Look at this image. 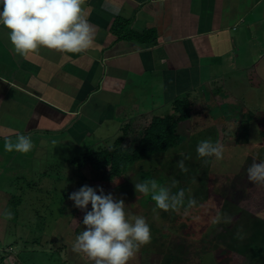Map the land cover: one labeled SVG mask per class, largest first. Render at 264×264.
Returning a JSON list of instances; mask_svg holds the SVG:
<instances>
[{
    "label": "crops",
    "instance_id": "obj_1",
    "mask_svg": "<svg viewBox=\"0 0 264 264\" xmlns=\"http://www.w3.org/2000/svg\"><path fill=\"white\" fill-rule=\"evenodd\" d=\"M85 7L95 37L80 53L40 48L21 57L0 25V140L39 133L98 142L170 113L181 97L190 101L187 128L214 125L193 120L227 93L215 83L237 81L241 68L264 81V0H86Z\"/></svg>",
    "mask_w": 264,
    "mask_h": 264
},
{
    "label": "rangeland",
    "instance_id": "obj_2",
    "mask_svg": "<svg viewBox=\"0 0 264 264\" xmlns=\"http://www.w3.org/2000/svg\"><path fill=\"white\" fill-rule=\"evenodd\" d=\"M237 72L233 76L237 81L229 79L225 84L223 79L213 85L227 88L232 95L226 89L227 93H220L221 98L213 97L209 107L193 120L204 118L219 124L218 127L193 123L187 128L183 122L180 129L183 141L178 146L151 154L110 182H98L94 168L85 159L92 157L96 149L113 145L121 132L112 137L109 134L106 140L98 142L79 141L81 146L73 141H60L64 138L43 139L38 133L30 137L33 148L27 153L7 152L4 140H0V176H3L0 179V257L5 256L1 264H94L85 254L72 250L76 236L84 229L83 217L86 211H91V204L86 210L78 209L68 196L83 185L93 187L97 194L102 187L104 195L123 199L126 215L143 216L149 224L151 242L141 246L128 264H264V250L255 258L249 243L238 251H230L228 247L234 234L242 235L245 223H235L229 230L223 227L228 223L226 212L221 210L225 199H232L235 187L248 184L249 165L264 161V81L255 69L241 68ZM226 94L229 98L225 100ZM231 104L234 107L229 108ZM223 115L226 122L218 119ZM243 119L247 121L242 123ZM222 121L225 125L220 131ZM141 130L142 125L138 124L128 131L127 147L134 148ZM15 139L16 136L13 142ZM205 139L223 146L222 159L198 157L197 144ZM183 157H189L184 161L189 169L187 173L177 167ZM200 161L209 164L210 182H217L208 184V191L214 186L208 197L199 192L205 177V164ZM139 169H143L141 178ZM145 179L157 180L173 195L177 187L183 189L184 203L179 211L157 209L153 213L155 202L151 196L134 188L135 183ZM190 198L196 200L191 208L188 207ZM236 200L242 209L264 222V185L255 183ZM7 211L13 213L11 219L6 217ZM223 228V236L219 238L217 233ZM260 229L263 232L264 226ZM249 237H253L252 232ZM217 243L221 252L214 250Z\"/></svg>",
    "mask_w": 264,
    "mask_h": 264
},
{
    "label": "clouds",
    "instance_id": "obj_3",
    "mask_svg": "<svg viewBox=\"0 0 264 264\" xmlns=\"http://www.w3.org/2000/svg\"><path fill=\"white\" fill-rule=\"evenodd\" d=\"M86 0H0V25L8 30V39L16 54L27 58L47 48L63 53H80L94 42V29L88 22ZM33 148L31 138L24 134L16 136L15 142L5 138L4 150L7 152L27 153ZM223 146L213 144L210 139L198 142V157L223 158ZM183 157L177 167L183 173L188 172ZM248 179L255 183H264V161L253 163L247 169ZM177 183L173 181V184ZM135 191L151 196L155 202L152 209L165 212L179 211L184 203V190L170 194V190L161 186L155 179H145L135 183ZM83 185L71 193L68 199L74 207L86 210L89 203L91 211L83 217V231L76 236L73 252L85 254L94 264H128L140 247L151 242V230L143 216L126 215L123 199L114 200L104 190ZM196 200L189 199L188 207L195 206ZM11 219L13 213H5Z\"/></svg>",
    "mask_w": 264,
    "mask_h": 264
},
{
    "label": "trees",
    "instance_id": "obj_4",
    "mask_svg": "<svg viewBox=\"0 0 264 264\" xmlns=\"http://www.w3.org/2000/svg\"><path fill=\"white\" fill-rule=\"evenodd\" d=\"M172 111L164 115H153L146 125L142 127L140 132V137L136 142L134 148L130 149L125 144L126 134L128 131L126 128L121 135L117 136L114 140V144L111 146H103L100 149L94 151L92 157L85 159V163L88 161L95 170V175L98 182H110L113 179L124 175L130 168H133L134 165L150 156L153 153H162L174 146H178L179 143L183 141L182 134L179 131V125L184 121L192 117L190 101L187 97L177 98L172 103ZM247 121L246 119L241 120V122ZM242 122V123H243ZM247 124V123H246ZM245 126L247 127V125ZM190 137V136H189ZM205 164V177L201 181L200 193L203 192L208 197L214 186L207 189L208 184H216V181L210 182V174L208 170L209 164L206 162H198ZM251 165H249L250 167ZM143 174V169H139V177L141 178ZM192 175V174H191ZM195 178V174L192 175ZM255 182L248 181L247 185L242 186L241 188L235 187L234 196L236 199H240L241 196L251 187H253ZM264 185V183H261ZM247 186V190L244 188ZM237 188V189H236ZM178 187L175 194L178 192ZM232 199H225L224 205H222V211L227 214V221L223 227L230 229L235 223H245L242 227L244 232L242 235L234 234L232 241L228 246L230 251L233 250H243L244 244L249 243L251 247V255L257 258L260 257L264 250V237L261 232L260 226H264L263 220L256 217L254 214L245 211L239 206L238 201L235 197ZM225 222V221H224ZM235 229V227H234ZM224 228L219 231V238L223 236ZM252 232L253 237H249V233ZM247 234V235H246ZM240 240V241H239ZM240 242V243H239ZM11 244L12 243H7ZM216 252H221V246L217 243L214 244ZM262 252V253H261ZM5 260V256L0 257V264Z\"/></svg>",
    "mask_w": 264,
    "mask_h": 264
}]
</instances>
